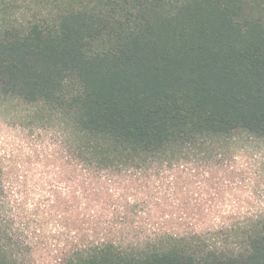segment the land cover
Returning <instances> with one entry per match:
<instances>
[{
  "label": "trees",
  "instance_id": "obj_1",
  "mask_svg": "<svg viewBox=\"0 0 264 264\" xmlns=\"http://www.w3.org/2000/svg\"><path fill=\"white\" fill-rule=\"evenodd\" d=\"M7 106L50 136L0 155V264H264V0H0Z\"/></svg>",
  "mask_w": 264,
  "mask_h": 264
},
{
  "label": "rangeland",
  "instance_id": "obj_2",
  "mask_svg": "<svg viewBox=\"0 0 264 264\" xmlns=\"http://www.w3.org/2000/svg\"><path fill=\"white\" fill-rule=\"evenodd\" d=\"M27 111V107L24 106H7L0 109V155L9 158L8 153H12V158L19 160L25 152L31 150V145L28 146L26 143L29 144L31 140L36 139L34 136H50L49 133L40 131L39 128L29 127L30 121ZM46 137H42V141L39 140L38 143L42 144L44 138L48 140ZM22 145H27V147L23 148ZM231 151L234 161H236L233 165L236 170L248 169L258 175L251 183V190L255 193H249L245 198L248 200L264 198V195H260L264 193V142L242 138ZM37 155L39 158L40 154ZM45 162L41 161L34 165L22 164L21 166L22 168L35 167L38 169L52 167L51 164ZM241 198H244V195ZM15 226L16 224L13 223L11 217H7L4 222L0 223V236L3 241L8 242L7 238L13 234ZM26 234L27 231L23 230V237L21 236V238H25ZM23 261L24 264H49L52 261V253L45 250H39L31 256L26 253L23 255Z\"/></svg>",
  "mask_w": 264,
  "mask_h": 264
}]
</instances>
